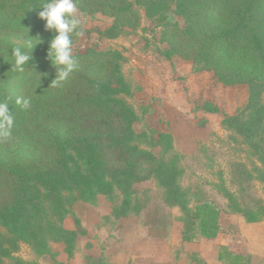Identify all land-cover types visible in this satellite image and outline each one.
Here are the masks:
<instances>
[{
	"label": "trees",
	"instance_id": "obj_1",
	"mask_svg": "<svg viewBox=\"0 0 264 264\" xmlns=\"http://www.w3.org/2000/svg\"><path fill=\"white\" fill-rule=\"evenodd\" d=\"M44 0H0V33L44 32L43 43L33 49V60L16 72L0 56V101L9 103L15 120L11 135L0 137V264L27 262L15 254L26 244L38 257L52 254L51 243L62 244L71 257L81 234L79 223L63 221L77 202L109 203L106 219L140 216L150 204L149 188L135 185L152 180L167 208L177 207L181 242L213 238L220 226V207L196 198L183 187L182 156L167 129L146 126L136 131L138 111L130 99L133 90L118 49L88 48L74 54L76 68L63 82H52L55 69L47 59L54 33L38 18ZM89 13L100 11L112 23L97 33L114 39L137 27L134 5L147 19L165 29L163 58L180 57L194 71H209L224 86H246L244 104L226 113L213 100L197 97V109L221 115L220 126L250 160L235 161L234 190L218 184L230 213L247 222L264 218L262 198L246 193L251 181L264 186V0H77ZM182 16L183 28L168 20V11ZM76 36L73 37V40ZM0 37V54L9 59L10 48L23 46ZM26 50V49H25ZM27 84V85H26ZM18 99H28L24 108ZM246 199L251 203L247 204ZM156 224V222H155ZM169 221L158 222L154 236L167 235ZM88 257V258H87ZM88 264L92 263L89 256ZM240 261L235 256L232 262ZM202 264L200 259H196Z\"/></svg>",
	"mask_w": 264,
	"mask_h": 264
},
{
	"label": "rangeland",
	"instance_id": "obj_2",
	"mask_svg": "<svg viewBox=\"0 0 264 264\" xmlns=\"http://www.w3.org/2000/svg\"><path fill=\"white\" fill-rule=\"evenodd\" d=\"M134 8L138 16L137 27L128 29V33L114 39L102 38L97 33L99 29L103 30L112 23L111 16L100 11L89 13L79 8L87 19L83 25V35L76 36L73 40V55L83 53L88 48L120 50L126 57L122 70L133 90L130 101L141 118L133 124L134 129L142 131L149 126L157 130H169L174 137V147L182 156L183 187L189 189L196 198L208 199L217 204L224 203L225 198L218 190V184L223 181L225 186L234 190L235 185L231 179L235 170L232 163L246 161L250 166V160L233 143L229 131L220 126L221 115L197 109V102L194 100L197 97L213 100L224 112L231 113L244 104L248 95L247 87L224 86L217 82L211 72L194 71L191 63L180 57L164 59L160 50L168 46L161 40V33L165 28L147 19L142 7L135 4ZM166 16L179 27L185 26L183 17L171 10ZM27 33L30 37L38 36L42 40L45 38L44 32L38 31L0 33V37L24 43L29 38ZM262 101L264 103V92ZM249 185L246 193L264 201L263 184L251 181ZM135 186L149 188L151 191L152 200L140 216L106 219L109 203L104 199L95 204H74L72 215L63 221L66 227L72 228L77 226L78 221L81 230L71 257L66 255L59 243H51L53 253L42 257L36 256L26 244L21 243L15 255L24 261H37L40 264H82L85 254H90L92 263L97 264V261L107 263L109 253L106 251L111 246L115 249L113 251L116 253L117 263L126 259L138 262L140 257L135 255V251H140L144 246L142 239L145 230L151 229L150 225H153L152 231H156L157 223L162 220L170 223L166 239L163 240L164 246L173 247L175 235L180 229V224L175 219L180 215L179 209L163 205L152 180ZM246 202L250 204L251 200L246 199Z\"/></svg>",
	"mask_w": 264,
	"mask_h": 264
},
{
	"label": "crops",
	"instance_id": "obj_3",
	"mask_svg": "<svg viewBox=\"0 0 264 264\" xmlns=\"http://www.w3.org/2000/svg\"><path fill=\"white\" fill-rule=\"evenodd\" d=\"M218 205L220 229L213 238L197 237L182 243L180 231H177L173 247H166L163 240L167 235L154 236L146 229L142 239L144 246L135 251L140 257L138 262L126 259L117 263L115 249L109 246L107 263L97 261V264H198L197 258L202 264H264V218L247 222L239 213L228 212L226 200ZM235 256H239L240 261L232 262ZM84 260L82 264H88L86 258Z\"/></svg>",
	"mask_w": 264,
	"mask_h": 264
},
{
	"label": "clouds",
	"instance_id": "obj_4",
	"mask_svg": "<svg viewBox=\"0 0 264 264\" xmlns=\"http://www.w3.org/2000/svg\"><path fill=\"white\" fill-rule=\"evenodd\" d=\"M33 9H42L38 12V18L44 21L46 31L54 33L48 42L47 59L55 69V78L52 82L59 84L65 81L76 68V60L73 56V37L83 35V25L87 17L80 12L77 0H44L39 7ZM28 37L23 46L10 48V55L8 50L9 59H5L4 55L0 54L3 60L9 62L11 68L16 72L25 71V66L33 60L31 55L33 49L43 43L38 36L30 37L28 35ZM17 103L27 108L30 101L18 99ZM14 126L15 120L9 110V103L0 101V137H9Z\"/></svg>",
	"mask_w": 264,
	"mask_h": 264
}]
</instances>
